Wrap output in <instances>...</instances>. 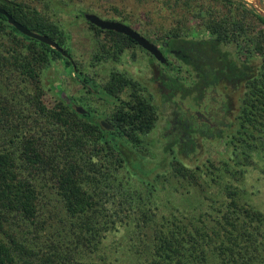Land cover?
<instances>
[{
	"label": "trees",
	"instance_id": "1",
	"mask_svg": "<svg viewBox=\"0 0 264 264\" xmlns=\"http://www.w3.org/2000/svg\"><path fill=\"white\" fill-rule=\"evenodd\" d=\"M136 1L151 8L137 12L142 16L137 19L133 12L114 10L115 21L186 55L195 78L188 90L193 101L221 77L242 87L233 139L239 146L230 144L231 162L210 164L206 171L188 169L179 161L183 149L162 142L152 165L138 153L146 151L144 139L161 114L140 81L115 72L100 86L81 79L78 67L17 32L0 14V264H264V213L242 202L237 187L220 183L221 171L236 181L243 177L242 160L249 164L264 138V19L233 0ZM0 9L70 55L60 25L35 6L0 0ZM191 19L199 23L200 37L192 34ZM86 24L95 63L117 61L124 48L135 45L127 36ZM57 60L102 100L117 103L112 132L98 124L103 116L96 112L93 118L78 114L72 103L44 100L41 75ZM173 84L184 96L177 77ZM124 91L128 99L122 101ZM123 166L147 188V195L126 202L140 210L128 221L116 212L107 215L101 197L113 189ZM170 177L199 190L212 212L152 201L155 194H169ZM210 184L221 186V200L208 197ZM117 244L128 247L122 256Z\"/></svg>",
	"mask_w": 264,
	"mask_h": 264
},
{
	"label": "rangeland",
	"instance_id": "2",
	"mask_svg": "<svg viewBox=\"0 0 264 264\" xmlns=\"http://www.w3.org/2000/svg\"><path fill=\"white\" fill-rule=\"evenodd\" d=\"M25 1L26 3L35 6L41 13L47 15L51 20L56 21L65 35V46L68 48L71 54L72 61L75 67H78L83 75L81 77H86L88 80H93L98 84H103L108 80L109 72L113 71L111 66L115 63L117 64V69L127 70L123 73L125 76L131 79L140 80L141 76L144 74V62L141 58L138 59L137 63L133 62L128 58L127 53L120 55L117 61L107 60L100 63L93 62V54L95 52V47L93 44V34L89 30L84 17H80L77 13L78 9L84 14L93 13L99 17L106 20H119L114 10L130 13L133 12V18L137 19V12H144L151 8V6L140 5L136 0H19ZM236 4L242 5L244 8L252 9L250 6L251 0H233ZM264 1V0H263ZM143 15V14H142ZM156 16V15H155ZM190 24L192 25V34L200 37L201 29L199 23L196 20L191 19ZM141 26H143L141 24ZM143 31V30H142ZM145 37L149 39H154V35L144 34ZM177 78L181 80H187L188 75L182 69L175 73ZM41 85L44 89V100L48 104H52L55 101L63 100L66 102L70 99V104L75 100L79 101V105L91 106L96 108L97 112L100 114H109L116 107L117 103L109 104L108 102L99 101L97 99H92L91 95L85 91L84 88L80 86L73 75H70V69L65 66L62 60H57L51 62L48 67H46L41 75ZM156 94V103L159 96ZM120 98L124 101L127 98V91H124ZM67 103V102H66ZM240 103V101H239ZM68 104V103H67ZM161 115L165 114L167 110L160 111ZM239 117V114H238ZM239 119H237V124L231 135L224 141L215 142L212 144H206L201 151L197 160L192 161L185 156H180L179 161L188 169H201L206 171L205 166L214 164L219 166L223 161L231 162V143H235L238 147L239 143L235 140V135L237 134V125ZM164 120L158 119L156 128L144 139L143 147L146 149L143 154L138 153L143 156L146 154V158L150 159L151 164H157L158 162V150L162 145L163 140L161 138L166 137L167 131H164ZM239 137V136H238ZM232 140V142H230ZM260 144L255 150L251 151L250 163L242 160L244 164V174L239 181L231 179L223 171L222 179L220 180L221 185L228 182L240 190L242 197V202H246L249 206L255 208L256 210L264 213V138L260 140ZM205 144V142H204ZM153 160H152V159ZM114 181L112 182L113 189H108V193L102 194L101 197L104 198L105 206L108 208L107 215L116 212L122 220L128 221L129 218L136 217L140 210L131 209L128 207L126 202L133 203L134 199L141 196L147 195V188L140 182L136 180L134 176L129 173L126 167L120 168L114 175ZM169 181V182H168ZM166 188L169 190V194L162 192L155 194L152 197V201H157L159 205L166 204V200L170 201V205L173 207H183V209L192 206L199 209H206L212 212L208 208V201H206L200 194L199 190L191 187L188 183L183 182L180 186L176 180L170 177L167 182H165ZM211 187L207 188L208 197L222 199L223 194L218 190L216 184H210ZM177 190V192H176ZM219 193V196L216 194ZM132 199L129 201V196ZM50 196V195H48ZM52 198V197H50ZM183 198L182 201H179ZM46 200V199H45ZM192 204V202H194ZM202 201V207L197 206ZM197 202V204H196ZM123 204V206H122ZM157 205V204H155ZM153 207V205L151 206ZM123 208V210H121ZM134 210L135 212H132ZM129 215V217H127ZM114 217V216H113ZM131 223V222H130ZM132 226H127L128 232L131 233ZM264 230V229H263ZM112 234L109 235L108 240L113 239ZM115 239H119L115 237ZM118 244L116 245V247ZM127 246H118L115 249L116 254L122 256L125 254Z\"/></svg>",
	"mask_w": 264,
	"mask_h": 264
},
{
	"label": "flooded vegetation",
	"instance_id": "3",
	"mask_svg": "<svg viewBox=\"0 0 264 264\" xmlns=\"http://www.w3.org/2000/svg\"><path fill=\"white\" fill-rule=\"evenodd\" d=\"M140 35L145 37L143 34ZM145 38L161 51L166 60L165 63L156 60L136 42L135 45L124 48L121 56L127 53L128 58L135 63L139 58L143 60L145 72L140 80H134L141 82L146 95L149 94L159 111L161 109L167 110L160 117V120H164L165 123L163 129L168 133V136L163 139L164 144H171L177 150L182 148L184 156L195 161L207 143L224 141L235 129L240 109L239 101L242 87L237 81L231 82L221 77L216 84L210 85L208 88L204 87L201 97L193 101V95H190L188 90L195 78L190 70V65L185 62L186 55L175 50L171 44L158 43L156 39ZM69 56L71 57V54ZM117 66L115 63L111 66L114 71H110L109 76L113 72L124 75L123 73L127 71L117 69ZM181 69L188 75L187 80L178 78L180 87H183L184 96H182L181 91H175L173 84L176 77L175 73ZM79 81L77 80L78 83ZM88 81L90 83L94 82L93 80ZM94 83L100 86L97 82ZM79 84L88 95H91L92 99L102 101L99 95L100 92H97L94 88L86 87L85 83ZM155 93H158L159 96L157 103ZM78 103L80 102L74 100L72 106H81ZM108 103L111 102L108 101ZM83 108L87 111L84 115L89 114L90 117H96L97 114H94V112L98 113L96 108L88 105ZM98 115L103 116L97 119L98 124L101 120H104L111 125V113L107 114V118L104 117L105 114L98 113ZM107 131L112 132L113 130Z\"/></svg>",
	"mask_w": 264,
	"mask_h": 264
},
{
	"label": "water",
	"instance_id": "4",
	"mask_svg": "<svg viewBox=\"0 0 264 264\" xmlns=\"http://www.w3.org/2000/svg\"><path fill=\"white\" fill-rule=\"evenodd\" d=\"M250 6L252 7V10H254V12H256L259 16H261L264 19V1L263 0H251ZM0 14L6 18L7 23L10 26H12L17 32H19L25 37L34 39L40 43H43L53 48L56 52L60 53L62 57L68 59L72 63V66L75 67L72 61V58L69 56V54L66 51H64L62 48H60L48 36L38 34L24 27L23 25L15 21V19L12 16H10L4 9H0ZM84 20L87 23L103 31H112V32L127 36L128 38L136 42L145 51L149 52L154 58H156V60H158L161 63H165L166 60L163 54L161 53V51L154 44L149 42L145 37H143L137 31L132 29L130 26H127L126 24L121 23L119 21L103 19L93 13L84 14ZM66 102L70 104V99H67ZM74 109L80 115H84L87 112L82 106L76 105ZM99 125L104 130H113V127L104 120H101L99 122Z\"/></svg>",
	"mask_w": 264,
	"mask_h": 264
}]
</instances>
